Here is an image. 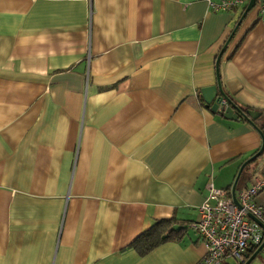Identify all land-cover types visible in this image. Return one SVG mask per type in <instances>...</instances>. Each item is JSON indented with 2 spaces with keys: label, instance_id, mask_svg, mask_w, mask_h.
<instances>
[{
  "label": "crops",
  "instance_id": "0c3cea01",
  "mask_svg": "<svg viewBox=\"0 0 264 264\" xmlns=\"http://www.w3.org/2000/svg\"><path fill=\"white\" fill-rule=\"evenodd\" d=\"M244 4L0 0V264L199 261L205 246L189 226L144 255L133 243L157 220H197L210 184L231 196L239 166L261 145L236 110L226 119L197 95L216 83V56ZM218 77L237 106L264 120L257 5ZM256 175L264 154L239 187ZM249 264H264V250Z\"/></svg>",
  "mask_w": 264,
  "mask_h": 264
},
{
  "label": "built area",
  "instance_id": "2783aa9c",
  "mask_svg": "<svg viewBox=\"0 0 264 264\" xmlns=\"http://www.w3.org/2000/svg\"><path fill=\"white\" fill-rule=\"evenodd\" d=\"M206 1L224 11L248 2L220 0L214 4ZM255 5L264 13V0H256ZM226 104L223 99L218 111ZM207 190L206 198L197 207L198 219L188 225L205 246V253L195 264H222L225 259L243 264L248 250H256L264 241V202L255 201V196L264 191V175L253 176L249 185L239 190L235 195L238 204L233 202L228 190L213 188L211 184Z\"/></svg>",
  "mask_w": 264,
  "mask_h": 264
},
{
  "label": "trees",
  "instance_id": "16d2710c",
  "mask_svg": "<svg viewBox=\"0 0 264 264\" xmlns=\"http://www.w3.org/2000/svg\"><path fill=\"white\" fill-rule=\"evenodd\" d=\"M244 6H243V8H244ZM197 95H198V99H199L200 103L204 105L201 95L199 93ZM224 97H225L224 99L226 100V102L230 101L232 104H234L236 106V109L240 112L241 118L252 123L260 133L264 134V120L258 121V117H256L257 114H255L254 117L250 118L248 113L252 110H250L248 108L241 107V106H237L235 104L233 98L226 93H224ZM218 113H221V111H218ZM257 150H255L253 153H255ZM262 154H264V153H262ZM256 160L257 159H255L253 162H255ZM253 162L247 164L243 168L241 174L238 177V180L236 183V188H237V185L239 187L240 180L242 178L246 177V174L248 173V169L252 165ZM245 187H241V188L239 187L238 189L241 190ZM180 223H182V222H180V220H177L175 218L157 220L149 229L143 231L135 239L133 246L136 249V252L139 255H144L145 253H147L148 251H150L151 249H153L154 247H156L157 245H159L165 241L180 239L184 233V230L188 227V224H189V223H187V225H184V224H180ZM248 251L254 252L255 249H251ZM246 255L248 258V254H246Z\"/></svg>",
  "mask_w": 264,
  "mask_h": 264
},
{
  "label": "water",
  "instance_id": "95a60500",
  "mask_svg": "<svg viewBox=\"0 0 264 264\" xmlns=\"http://www.w3.org/2000/svg\"><path fill=\"white\" fill-rule=\"evenodd\" d=\"M255 1L256 0H248V2L246 4L245 8L243 9L238 21L236 22L234 28L230 32L229 36L226 38L223 46L221 47L220 51L218 52V54L216 56V59H215L216 83L213 84V85H210V86H205V87L200 89V95H201L203 101L205 102L206 105H210V109L212 111H216L218 106L222 102V100L225 98L224 97V93H223V91L221 89V85H220V81H219V77H218V64H219L220 57H221L222 53L224 52L228 42L230 41V39L234 35L236 29L240 25V23H241L242 19L244 18V16L247 14V12H249L255 6ZM226 103L227 104L222 107V110H220L221 112L223 111L222 112L223 117L226 118V119H235V118H237L236 114L234 113V110H236L237 114H239V115H240V112L236 109V106L234 104H232L230 101H227ZM248 115L251 118V117L255 116V113L250 111L248 113ZM260 136H261V145H260V147L258 148V150L255 153H253L251 156H249L246 160H244L241 163V165L239 166L238 171H237V173L235 175L234 181L232 183V186H231V198H232V200H233V202L235 204H238L237 200H236V196H235V185L237 183L239 175L241 174L243 168L247 164L253 162L262 153H264V134L260 133ZM262 250H264V241H262V243L253 252V254L248 259H246V261L243 264H249V262L258 253H260Z\"/></svg>",
  "mask_w": 264,
  "mask_h": 264
},
{
  "label": "rangeland",
  "instance_id": "374dc122",
  "mask_svg": "<svg viewBox=\"0 0 264 264\" xmlns=\"http://www.w3.org/2000/svg\"><path fill=\"white\" fill-rule=\"evenodd\" d=\"M237 9H239V10H240V9H243V7H241V8L239 7V8H237ZM238 12H239V11H238ZM190 232H191V234H192V235H194V234H195V232H194L192 229H190Z\"/></svg>",
  "mask_w": 264,
  "mask_h": 264
}]
</instances>
